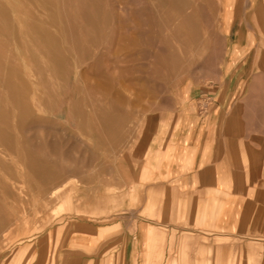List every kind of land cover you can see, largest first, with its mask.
Returning a JSON list of instances; mask_svg holds the SVG:
<instances>
[{"label":"rangeland","instance_id":"rangeland-1","mask_svg":"<svg viewBox=\"0 0 264 264\" xmlns=\"http://www.w3.org/2000/svg\"><path fill=\"white\" fill-rule=\"evenodd\" d=\"M171 1L0 0V109L14 124L27 113L23 135L31 149L64 167L51 186L39 191L22 185L15 162L0 152L12 167L0 163V264H60L56 254L77 219L106 228L101 233H109L106 238L121 233L120 220L133 211L126 205L135 202L126 187L143 148L131 140H138L146 120L150 137L149 113L172 104L170 95L186 70L197 66L204 43H219L221 0H188L183 7ZM124 27H129L130 47L122 44ZM128 48L132 62L123 60ZM130 62L141 69L140 81L124 76ZM116 136L123 140H112ZM2 139L13 152L14 141ZM57 182H63L60 198L43 199ZM183 232V239L194 237ZM198 237L211 243L212 264H264L262 235ZM83 252L93 251L84 247ZM95 264H124L118 243H104Z\"/></svg>","mask_w":264,"mask_h":264},{"label":"crops","instance_id":"crops-1","mask_svg":"<svg viewBox=\"0 0 264 264\" xmlns=\"http://www.w3.org/2000/svg\"><path fill=\"white\" fill-rule=\"evenodd\" d=\"M124 28L122 44L130 47ZM217 29L219 43L204 44L172 104L149 113L150 137L146 120L131 140L143 148L126 187L135 202L126 205L133 211L120 220L121 233L106 238V228L77 219L64 233L58 263L95 264L104 243H118L124 264H152L153 257L158 264H212V245L198 235L264 237V0H221ZM128 50L123 60L132 62ZM131 62L122 72L140 81ZM185 229L191 240L181 237ZM55 243L54 233L52 251Z\"/></svg>","mask_w":264,"mask_h":264},{"label":"bare ground","instance_id":"bare-ground-1","mask_svg":"<svg viewBox=\"0 0 264 264\" xmlns=\"http://www.w3.org/2000/svg\"><path fill=\"white\" fill-rule=\"evenodd\" d=\"M166 1H171V0H166ZM180 7L185 6V4H187L188 0H177ZM159 2V0H158ZM172 2V1H171ZM40 3V2H39ZM42 3V1H41ZM46 3V2H44ZM167 3V2H166ZM175 3V2H174ZM38 4V2H37ZM152 4V3H151ZM36 5V4H35ZM47 5V4H46ZM45 5V6H46ZM178 5V4H177ZM34 6V5H33ZM42 7V6H41ZM158 8V7H157ZM37 9V8H36ZM61 9V7H60ZM153 9H155V7H153ZM182 9V8H181ZM178 9V10H181ZM43 10V9H42ZM176 10V9H175ZM37 11V10H36ZM62 11V10H61ZM60 11V12H61ZM168 11V10H167ZM176 12V11H175ZM43 14V13H42ZM63 14V13H62ZM41 17V16H40ZM49 17V14H47V19ZM44 20V19H42ZM52 21V20H51ZM44 23V21L42 22ZM46 25V23H45ZM63 29V28H62ZM188 29V28H187ZM194 31V29L192 30ZM63 36V35H62ZM121 38V37H120ZM65 39V38H64ZM120 40V39H118ZM122 40H125L124 37ZM128 40V39H127ZM136 41V40H134ZM189 41V40H188ZM186 40V43L188 42ZM127 42V41H126ZM132 42V41H131ZM173 43V41H172ZM129 44V43H128ZM205 44V43H204ZM133 45V44H132ZM17 49L19 50V57L24 60L25 56L23 53H21V50L19 47H17ZM33 53V51H32ZM203 54V52L201 53ZM200 54V55H201ZM199 55V56H200ZM202 57V55H201ZM176 58V57H174ZM17 59V58H16ZM66 60V58H65ZM178 60V58H177ZM25 66L27 65V61H24ZM29 67V66H28ZM20 70H24V69H20ZM17 73V71H16ZM38 86V85H37ZM24 96V95H22ZM40 110V109H39ZM33 111L36 112V110L33 109ZM25 115V116H24ZM24 115H18V119L16 121V123L14 124L13 120H11V115L7 110H3L0 109V141L1 139L4 137H9L10 139H12L14 141V151H10L8 149V147H4L3 144L0 142V146H2L3 148L0 149V152L5 154L6 156H9L11 160H13L15 162V166H16V171L18 172L19 176L21 175L24 179L21 180L22 185L28 184L29 187L32 186H36L39 191L41 189H43L44 186H46L47 184L49 185V182L51 183L52 180H56V178L58 179V177L60 176L59 174L61 173V171L64 170V167H59L55 161H53L51 159L50 156H48L45 152L42 153H37L35 151H33L32 148L31 149V144H29V141L27 140L26 137H24L23 135V131H25L27 125H28V117H30L29 115L27 116V113H24ZM35 116V115H34ZM41 116V115H40ZM38 115V117H40ZM42 117V116H41ZM34 118V117H33ZM32 118V119H33ZM37 119V116H36ZM35 119V120H36ZM32 121V120H31ZM104 122V121H103ZM105 123V122H104ZM90 124V123H89ZM109 124V123H108ZM106 124V125H108ZM103 125V124H101ZM110 125V124H109ZM108 125V128H109ZM39 127V126H38ZM102 127V126H101ZM30 129V127H28ZM90 129V127H89ZM106 130V129H105ZM104 130V131H105ZM109 130V129H107ZM37 133V131H35ZM51 133V132H50ZM109 135V133H107ZM37 137V136H36ZM98 137V136H97ZM105 137V136H104ZM113 137V136H112ZM38 138V137H37ZM92 138V137H91ZM95 138V135H94ZM93 138V139H94ZM112 139V138H110ZM3 140V139H2ZM7 140V139H6ZM38 140V139H36ZM107 142L105 143H109L108 139H105ZM112 140L114 141H118V140H123V138L120 137H114ZM110 140V141H112ZM8 141V140H7ZM95 141V140H94ZM32 142V141H31ZM104 142V141H102ZM103 144V143H102ZM5 145V144H4ZM8 145V143H7ZM11 145V144H10ZM44 147V146H43ZM64 151V149H62ZM45 151V148H44ZM5 158V157H4ZM7 158V157H6ZM6 160V159H5ZM4 159H1L0 157V163L2 165L5 166V168H12L11 165L9 163H7ZM8 161V160H7ZM60 163V162H59ZM62 164V163H61ZM71 166V164H70ZM71 174H75L76 173V169L74 166H71L69 169ZM56 181H54L53 183H55ZM7 186H9L8 182L5 181L4 182ZM19 183V182H18ZM52 185V184H51ZM49 185V186H51ZM63 186V182H57V184L53 185V187L48 191V194L46 196H42L43 199L46 198H60V193H61V187ZM21 189L23 187H20ZM2 200V199H1ZM36 209V208H35ZM36 212V211H35ZM5 216V215H4ZM19 216V215H18ZM154 248L155 243H153ZM160 257L158 258L156 264L159 263ZM12 263V261H11Z\"/></svg>","mask_w":264,"mask_h":264},{"label":"built area","instance_id":"built-area-1","mask_svg":"<svg viewBox=\"0 0 264 264\" xmlns=\"http://www.w3.org/2000/svg\"><path fill=\"white\" fill-rule=\"evenodd\" d=\"M202 106L205 107V104H203Z\"/></svg>","mask_w":264,"mask_h":264}]
</instances>
